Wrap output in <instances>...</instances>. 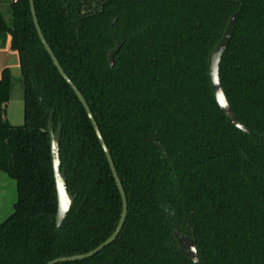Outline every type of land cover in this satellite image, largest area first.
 Returning a JSON list of instances; mask_svg holds the SVG:
<instances>
[{
	"label": "trees",
	"instance_id": "16d2710c",
	"mask_svg": "<svg viewBox=\"0 0 264 264\" xmlns=\"http://www.w3.org/2000/svg\"><path fill=\"white\" fill-rule=\"evenodd\" d=\"M7 1L9 21L2 4ZM41 32L84 97L127 200L116 239L58 264H194L174 231L196 238V264H264V0H33ZM235 13L219 77L240 122L211 91L208 54ZM21 72L23 123L0 75V171L16 183L0 222V264L85 254L115 230L122 201L90 120L44 49L29 0H0V35ZM120 48L110 67L107 55ZM62 124L61 167L76 195L59 228L48 119ZM158 145L162 147L160 150Z\"/></svg>",
	"mask_w": 264,
	"mask_h": 264
},
{
	"label": "water",
	"instance_id": "95a60500",
	"mask_svg": "<svg viewBox=\"0 0 264 264\" xmlns=\"http://www.w3.org/2000/svg\"><path fill=\"white\" fill-rule=\"evenodd\" d=\"M30 5V12L33 20L34 27L36 29L37 35L48 53L52 63L54 64L55 68L59 72L60 76L67 82V84L71 87L73 92L75 93L77 99L83 106L90 123L94 129V132L96 134V137L99 141V144L103 150V153L106 157L107 163L109 165V168L111 170L112 176L114 178L117 190L120 194L121 201H122V211L120 215V219L118 221V224L114 230V232L99 246H97L95 249H93L90 252H87L85 254L80 255H74L70 257H61L53 259L46 264H58L63 262H72V261H78L83 260L86 258H89L96 253H98L100 250H102L104 247L110 245L118 236L119 232L122 229V226L124 224L126 215H127V200L126 195L123 190L122 184L119 180V177L116 173L110 152L108 151L103 138L100 134V131L96 125V122L93 118V115L84 99V97L81 95V93L78 91V89L74 86V84L71 82V80L67 77V75L62 70L60 64L58 63L56 57L54 56L52 50L48 46L41 29L39 27L38 21L36 19L35 15V9L33 0H29ZM234 22H235V13H232L225 25V28L221 34V37L219 40L215 43L214 47L212 48L211 52L208 54V78H209V84L211 87V91L213 93V96L216 100V103L218 107L220 108L223 115L227 118V120L238 130L241 132L248 134L250 136H256V133L252 130L245 127L240 120L237 118V116L234 114L231 106L229 105L226 95L224 93V90L221 85L220 77H219V65L222 59V56L224 52L226 51L234 29ZM120 48L119 44H116V46L110 50V52L107 55L108 63L110 67L114 64V56L118 52ZM53 112L54 110L51 109L49 119H48V135H49V143H50V151H51V162H52V170H53V177H54V183H55V190H56V197H57V211L55 215V224L56 227L59 228L64 221L67 213L69 212L73 202L76 199V195H72L70 192H68L66 187V175H65V168L61 167V161L59 157V142L61 137V131H62V124L59 123L56 130H54L53 127ZM160 150H163L160 145H158ZM173 235L177 241V244L181 250V252L187 256L194 264L198 262V256H197V243L196 238L194 235H184L179 233L178 231H174Z\"/></svg>",
	"mask_w": 264,
	"mask_h": 264
},
{
	"label": "rangeland",
	"instance_id": "374dc122",
	"mask_svg": "<svg viewBox=\"0 0 264 264\" xmlns=\"http://www.w3.org/2000/svg\"><path fill=\"white\" fill-rule=\"evenodd\" d=\"M7 1L2 4L4 18L9 21L8 12H6ZM7 67L12 75V90L10 110L13 114L20 115L22 111V84L21 72L17 56L12 53H2L0 51V75L1 70ZM21 125V124H20ZM17 191L16 183L4 172L0 171V222H3L13 212V204L16 201Z\"/></svg>",
	"mask_w": 264,
	"mask_h": 264
},
{
	"label": "crops",
	"instance_id": "0c3cea01",
	"mask_svg": "<svg viewBox=\"0 0 264 264\" xmlns=\"http://www.w3.org/2000/svg\"><path fill=\"white\" fill-rule=\"evenodd\" d=\"M6 12H7V6H6ZM0 51L2 53L4 52L5 54L6 53H9V54L12 53L13 55L17 56V60H18L17 52L10 48V36L7 34L0 35ZM18 64H19V61H18ZM5 68H7V67H5ZM10 101H11V96H10ZM10 101L8 103L7 111H6L7 120L12 125H20L23 123V102H22V111H21L20 115L18 116L17 114H13L12 111L10 110ZM21 101H22V99H21Z\"/></svg>",
	"mask_w": 264,
	"mask_h": 264
},
{
	"label": "flooded vegetation",
	"instance_id": "af4514ba",
	"mask_svg": "<svg viewBox=\"0 0 264 264\" xmlns=\"http://www.w3.org/2000/svg\"><path fill=\"white\" fill-rule=\"evenodd\" d=\"M184 235H187V234H184ZM193 234L189 235V236H192Z\"/></svg>",
	"mask_w": 264,
	"mask_h": 264
}]
</instances>
